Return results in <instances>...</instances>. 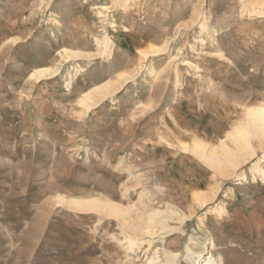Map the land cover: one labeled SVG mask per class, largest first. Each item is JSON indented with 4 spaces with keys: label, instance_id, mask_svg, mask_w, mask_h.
I'll list each match as a JSON object with an SVG mask.
<instances>
[{
    "label": "rangeland",
    "instance_id": "rangeland-1",
    "mask_svg": "<svg viewBox=\"0 0 264 264\" xmlns=\"http://www.w3.org/2000/svg\"><path fill=\"white\" fill-rule=\"evenodd\" d=\"M263 105L264 0H0V264H264Z\"/></svg>",
    "mask_w": 264,
    "mask_h": 264
},
{
    "label": "bare ground",
    "instance_id": "bare-ground-1",
    "mask_svg": "<svg viewBox=\"0 0 264 264\" xmlns=\"http://www.w3.org/2000/svg\"><path fill=\"white\" fill-rule=\"evenodd\" d=\"M151 51V50H150ZM153 51V50H152ZM145 52V51H143ZM143 54V53H142ZM48 69H41V70H38L36 71V73H34L32 75V77H36L37 79L38 78H41L43 76H45L46 72H47ZM91 96V95H90ZM91 102V97L90 99L89 98H85L82 100L81 102V105H84L86 107V109L88 110V108L90 109V103ZM83 107V106H82ZM84 107V108H85ZM258 108V107H257ZM88 112V111H87ZM247 119L248 121L251 123V124H254V123H259V124H262L263 128H264V105L263 106H260L256 111H249L247 113ZM249 124V123H248ZM250 128H248V126H245V125H240L238 126L234 132L230 133L228 138L229 139H232V141L235 142L236 145L238 146H248V137L250 136ZM252 133V132H251ZM224 148H226L224 146ZM185 149V148H184ZM197 149V148H196ZM203 155V154H202ZM213 156V155H212ZM232 155L230 153H226L225 154H222V155H216L215 157V160L214 162H216L218 165H222L223 163V157H224V160H226L227 162L229 161L230 162V157ZM221 158V159H220ZM212 160H213V157H212ZM207 163V162H206ZM214 194V193H213ZM216 195V193L214 194ZM214 197V196H213ZM200 198V197H199ZM198 198V199H199ZM62 201L64 202H70V203H73L77 206H81L82 208V205L84 201H82L81 199L80 200H76V199H72L71 201H66L65 199H61ZM202 200V199H201ZM198 201V200H197ZM89 202V201H88ZM206 201H200L199 203L202 205L204 204ZM206 204V203H205ZM204 204V205H205ZM87 206H91V207H94L93 203H88ZM159 215V213L157 212H153L150 214V220L151 221H154L155 217H157ZM151 231V230H150ZM174 257V256H173ZM176 258V256L174 257ZM175 261V260H174ZM213 263H212V262ZM217 261L215 259H212V256L208 257L206 260H205V263L204 264H216ZM149 264H154V262L152 260H150ZM168 264H173L172 261L171 262H168Z\"/></svg>",
    "mask_w": 264,
    "mask_h": 264
}]
</instances>
